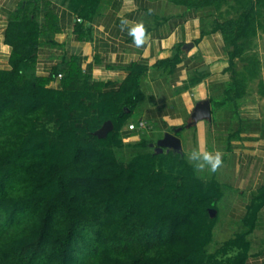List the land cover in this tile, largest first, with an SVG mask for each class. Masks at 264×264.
<instances>
[{"label": "crops", "instance_id": "0c3cea01", "mask_svg": "<svg viewBox=\"0 0 264 264\" xmlns=\"http://www.w3.org/2000/svg\"><path fill=\"white\" fill-rule=\"evenodd\" d=\"M124 19L144 21V44L121 27ZM23 22L22 30H10ZM219 23L215 7L189 0H0V69L13 68L7 36L18 43L24 33L36 54L21 65L29 79L50 86L68 80L119 99L125 118L114 124L117 155L180 154L217 189L214 250L227 247L230 257L242 253L245 264H264V98L230 89ZM205 99L210 119L189 124ZM167 132L180 139L181 150H157ZM193 149L220 151L222 165L215 173L197 170L187 158Z\"/></svg>", "mask_w": 264, "mask_h": 264}, {"label": "trees", "instance_id": "16d2710c", "mask_svg": "<svg viewBox=\"0 0 264 264\" xmlns=\"http://www.w3.org/2000/svg\"><path fill=\"white\" fill-rule=\"evenodd\" d=\"M257 13L252 8L221 21L225 40L255 32ZM11 26L22 30L24 22ZM17 37L15 43L7 36L13 68L0 69V264H200L213 237L215 218L205 220L217 189L197 178L180 154L173 153L186 171L171 182L154 170L164 154L118 156L113 133L125 118L120 100L68 80L50 86L29 79L21 65L35 59V48L30 36ZM230 75V89L238 91ZM83 104L91 117L79 128L72 122ZM109 119L115 128L96 135ZM98 141L109 142L110 150L96 148ZM139 158L150 165H135ZM228 261L245 264V256Z\"/></svg>", "mask_w": 264, "mask_h": 264}, {"label": "rangeland", "instance_id": "374dc122", "mask_svg": "<svg viewBox=\"0 0 264 264\" xmlns=\"http://www.w3.org/2000/svg\"><path fill=\"white\" fill-rule=\"evenodd\" d=\"M192 2H200L203 0H190ZM215 4L218 18L222 22L229 20H238L246 10L255 8L257 13L256 31L247 30L246 35L237 39L226 38V43L229 49L228 70L236 78L238 83V93H247L248 91L257 92L264 98V0L260 3H252L247 6L248 2L254 0H205ZM237 29H235L236 31ZM238 31V30H237ZM231 53V55H230ZM92 104V100L87 101V105ZM89 106L80 108L74 113L75 118L73 124L79 128L85 127L91 115L86 111ZM90 127V126H89ZM95 147L98 149L110 150L109 142H95ZM114 148V147H113ZM135 165L149 166L146 158H139ZM185 168L181 166L178 159L173 153L164 154L155 158L154 170L167 182H171L172 177L185 172ZM165 182V184H167ZM215 218L211 209L206 213V223H210ZM202 224V223H201ZM186 225H182L184 228ZM215 245L212 240L203 248V253L198 257L200 264H227L230 258L228 256L234 253H226L225 251L214 250Z\"/></svg>", "mask_w": 264, "mask_h": 264}, {"label": "clouds", "instance_id": "9594fccd", "mask_svg": "<svg viewBox=\"0 0 264 264\" xmlns=\"http://www.w3.org/2000/svg\"><path fill=\"white\" fill-rule=\"evenodd\" d=\"M121 27L133 38L137 46L144 44L147 39V30L143 20L130 21L124 19L121 21ZM187 158L194 162V167L197 170L207 168L212 173H215L223 163L222 154L218 150L201 152L198 149H193L188 153Z\"/></svg>", "mask_w": 264, "mask_h": 264}, {"label": "water", "instance_id": "95a60500", "mask_svg": "<svg viewBox=\"0 0 264 264\" xmlns=\"http://www.w3.org/2000/svg\"><path fill=\"white\" fill-rule=\"evenodd\" d=\"M211 117V110H210V101L209 99H205L202 101H199L196 104V107L194 108V111L192 113V121L189 124L195 123L198 120L202 118H209ZM114 123L111 119L104 122L102 127H100L98 130L95 131V134L99 137H105L108 135V133L113 130ZM181 128L175 129V131L180 130ZM158 151H162L164 147L173 148L176 150H181L182 145L180 139L171 132L165 133L164 137L158 140L157 142Z\"/></svg>", "mask_w": 264, "mask_h": 264}, {"label": "built area", "instance_id": "2783aa9c", "mask_svg": "<svg viewBox=\"0 0 264 264\" xmlns=\"http://www.w3.org/2000/svg\"><path fill=\"white\" fill-rule=\"evenodd\" d=\"M130 128H135L136 126L134 124L129 125Z\"/></svg>", "mask_w": 264, "mask_h": 264}]
</instances>
